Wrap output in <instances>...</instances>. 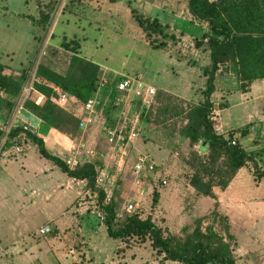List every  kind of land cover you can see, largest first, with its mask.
<instances>
[{"label":"rangeland","instance_id":"374dc122","mask_svg":"<svg viewBox=\"0 0 264 264\" xmlns=\"http://www.w3.org/2000/svg\"><path fill=\"white\" fill-rule=\"evenodd\" d=\"M48 1H52L53 8L46 24L38 25L37 14ZM115 2H119L118 15L106 16L102 13L112 11L107 8L113 6L110 0H0V64L6 67V74L19 79L40 43L46 41V58L52 69L62 74L69 56L58 49L64 37L67 41L77 40V56L95 64L98 70L104 69L108 77H139L155 91L165 90L171 95H182L184 83L189 81V94L193 93L190 100L179 101L172 96L167 102L170 110L163 114L162 97L141 116L137 138L129 146L120 172H114L110 159L89 160L82 149L77 150L76 156L78 163L95 161L105 170L112 182L110 203L119 214L118 219L127 215L126 200L139 195L135 212L140 218L149 217L164 236L182 237L196 219L207 215V205L197 202L198 196L187 188L189 171L183 161L189 158L190 151L178 134L183 123L180 109L199 102L197 88L202 77L190 65L180 63L191 57L186 48L185 55L178 56L182 60H176L175 50L171 49L175 38L168 40L170 47L165 51L151 49L143 41L130 15V9H138L135 3L125 13V0ZM149 16L161 24L169 18L160 11ZM190 69L193 73H189ZM101 116L102 124L87 128L82 139L85 147L97 152L105 149L102 125L108 124L112 115L107 112ZM63 136L59 137V151L54 154L64 160L65 147H76L77 135ZM18 144L21 152L9 149L0 156V264H177L161 260L148 240L131 238L122 242L108 238L92 212L96 210L95 198L84 184L71 182L23 137ZM140 154L155 166L151 175L141 176L142 192L136 189L129 170ZM161 179L165 185L158 182ZM153 192L157 193L155 204L151 203ZM255 207L257 213L264 212V202ZM246 208L252 209L251 205ZM247 209L244 208L245 217L250 221L233 220L231 224V233L237 236V242L233 237L230 243L235 264H264V217L251 221L253 217ZM210 222L211 218L206 217L200 227ZM43 227L48 232L41 234Z\"/></svg>","mask_w":264,"mask_h":264},{"label":"trees","instance_id":"16d2710c","mask_svg":"<svg viewBox=\"0 0 264 264\" xmlns=\"http://www.w3.org/2000/svg\"><path fill=\"white\" fill-rule=\"evenodd\" d=\"M52 8V1H48L38 12L35 22L44 26ZM186 10L194 22L206 26V30L194 39L193 46H204L208 52L209 64L201 69L204 77L201 100L180 109L183 123L178 134L185 140L190 151L189 158L183 161L189 171L187 185L195 195L213 199L211 188L224 189L236 171L247 164L251 165L254 180H264V170H260L253 156L235 141L236 134L242 137L245 129H234L223 136L212 131L208 120V114L212 110L209 97L213 92V80L218 65H231L233 73L240 81L241 91L252 81L264 79V0H186ZM130 15L139 28L143 41L151 49L165 51L168 48V40L172 41L174 36L167 34V25H162L156 18L145 17L133 9H130ZM29 19L32 20L30 17ZM58 49L69 55L65 71L62 74L54 71L45 53L35 71L34 89L46 99L40 105L25 101L23 108L47 127L73 138L77 135V119L49 102L51 91L48 86H56L74 95L79 101H84L95 90L98 67L77 56V40L67 41L62 37ZM5 71L6 67L0 64V114L3 119L13 107L23 78V75L19 79L14 78ZM106 94L107 88L102 89L101 98ZM172 96L157 90L153 105L156 99L163 97V114H167L170 110L167 102L173 97L180 101ZM107 112H111L112 116L105 126H111L116 110L112 105L105 104L102 113L104 115ZM16 136H22L24 141L35 146L41 158L51 162L68 178L83 181L85 189L96 194V206L105 214L102 225L108 238L122 242L131 238L148 240L150 248L161 260L177 264H235L230 245L233 240L230 224L225 215L216 211V204L206 216L196 219L190 231L182 237L164 236L149 217L140 218L134 211L118 219L115 217L112 202L106 206L101 205L103 192L94 185V177L100 168L99 163L95 162L96 159L69 168L63 159L47 153L42 140L30 131L15 127L10 131L9 138ZM198 144L205 146V153L191 150ZM156 199L157 193L153 192L151 203L155 204ZM206 217L211 218V222L201 228L200 224ZM214 225L218 227L217 230Z\"/></svg>","mask_w":264,"mask_h":264},{"label":"crops","instance_id":"0c3cea01","mask_svg":"<svg viewBox=\"0 0 264 264\" xmlns=\"http://www.w3.org/2000/svg\"><path fill=\"white\" fill-rule=\"evenodd\" d=\"M110 2L113 6L107 8L112 11L109 13L107 11L103 12L102 15L117 16L119 11L116 10V6L119 7L117 5L119 2H115V0H110ZM124 3L127 5L125 8L126 11L124 9L125 13L129 11V6L135 3L138 8L136 11L145 17L151 18L149 15L154 14V11H160L166 17H169L167 19L168 21L163 22L162 25H167V34H172L177 40L175 41V46L171 47V49L175 50L174 52L177 55L176 60H182L179 57L185 55L184 52L186 50L184 48L190 51L191 57L180 63L186 66L190 65L202 77L199 83L200 87L197 88L201 100L200 93L204 85V77L201 74V69L207 67L209 64L208 52L204 49V46L195 48L193 41L206 30V26L205 24L196 23L190 18L186 10V0H125ZM173 62L176 63V61ZM172 65L173 63L170 66ZM189 73H193V71L190 69ZM188 84L189 81L184 83L185 92L182 95L173 96L182 101L190 100L193 93L189 94L191 87ZM239 85L240 81L233 73L231 65L229 63L221 65L220 70H217L215 73L213 92L209 97V101L212 105V110L217 115L216 123L220 128L221 135L225 136L229 131L234 129H245V134L242 137H238L236 134L235 141L245 152L253 156L258 168L264 170V166L261 165V163H264V79L252 81L244 91L240 90ZM163 92L168 93L165 90ZM24 112L22 117L27 122L30 132L42 140L47 153L56 156L54 151H59L58 139L63 135L47 127L27 110L24 109ZM1 119L0 117V121ZM63 137L67 138L65 136ZM67 141L71 143V140ZM71 149H73L72 145L65 147V150H67L64 152L65 157L73 154ZM191 150L203 154L205 153V146L198 144L193 146ZM70 180L71 182L77 181L71 178ZM262 181L264 182V180H254L251 173V165L247 164V166L236 171L224 189L221 190L218 187L211 188L213 199L198 196L197 202L200 201V203L202 202L207 205V214L213 209L214 204H216V211L227 217L231 233L233 220L250 221L246 218V212L244 211V208L247 209L246 206L251 205L252 209H247L253 217L251 221H256L264 217V212L259 214L255 211V205L264 202V184L261 183ZM77 182L84 184L83 181ZM68 187L70 188L69 185ZM187 188L190 192H193L188 185ZM232 236L236 238L237 242V236L233 234Z\"/></svg>","mask_w":264,"mask_h":264},{"label":"built area","instance_id":"2783aa9c","mask_svg":"<svg viewBox=\"0 0 264 264\" xmlns=\"http://www.w3.org/2000/svg\"><path fill=\"white\" fill-rule=\"evenodd\" d=\"M46 41H42L38 46L35 56L30 62V65L21 79L20 90L14 99L13 107L8 116L0 122V156H3L9 149H13L15 153L21 152L19 148V141L22 136L9 138L10 131L19 127L23 131H30L27 122L22 115L25 113L23 103L25 101H32L34 105H40L46 98L43 94L34 89L35 71L40 59L46 53ZM220 70V66H217ZM105 70H98V77L94 92L84 101H79L74 95L56 87L49 85L50 95L49 102L62 111L74 116L77 119V136L76 147L71 149L73 154L68 155L64 162L69 168H73L78 161L76 159L77 150L82 149L83 154L89 160L96 159L104 161L110 159L114 163V172H120L124 165V160L127 156L129 146L135 141L139 131L140 116L146 113L153 105L155 89L143 83L139 77L126 78L122 77L116 79L105 75ZM107 88V94L101 98L100 92ZM105 104L112 105L116 112L114 116V123L111 126L102 125V135L105 149L103 151H94L92 148L85 147L83 144V134L87 128L94 124L101 122L102 110ZM217 115L213 110L208 114V120L211 123L212 131L220 134V128L216 123ZM17 121V122H16ZM16 123V124H14ZM102 124V122H101ZM10 143V144H9ZM234 144V142H231ZM8 145V146H7ZM153 162L144 154L136 156L130 166V173L134 178V184L137 190L142 192L141 176H149L154 171ZM165 180L161 179L160 184L165 185ZM94 185L96 189H101L103 198L101 205L106 206L110 203L112 198L111 186L112 182L107 178L105 170L99 168L95 177ZM93 194L95 215L99 223L103 222L104 212L96 206V194ZM140 194V193H139ZM140 202V196L126 200L124 212L129 214L134 212ZM118 218L119 214L116 213ZM48 232L47 227L39 230V233L44 234Z\"/></svg>","mask_w":264,"mask_h":264}]
</instances>
